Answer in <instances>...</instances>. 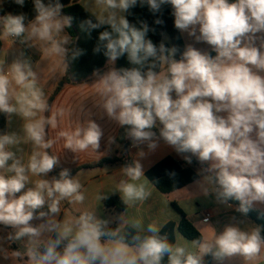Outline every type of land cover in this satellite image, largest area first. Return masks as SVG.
Returning <instances> with one entry per match:
<instances>
[{
    "label": "clouds",
    "instance_id": "9594fccd",
    "mask_svg": "<svg viewBox=\"0 0 264 264\" xmlns=\"http://www.w3.org/2000/svg\"><path fill=\"white\" fill-rule=\"evenodd\" d=\"M13 3L23 8L25 0ZM96 4L102 13L91 14L80 29L88 35L103 29L94 53L103 50L110 65L126 55L130 65L94 71L97 106L124 129V137L138 150L136 158L120 168L124 179L97 199L119 193L126 208L147 201L151 191L146 179L142 182L146 176L140 160L163 141L187 164L195 157L201 165L192 185L184 188L192 205L203 197L232 209L230 201H238L235 212L242 218L230 216L222 230L214 229L210 242L186 241L177 235L175 243L160 234L157 223L129 222L123 214L115 228L96 211L60 218L61 201L83 204L86 197L69 169L49 177L59 158L47 151L54 141L47 139L46 128L55 129L64 110L44 115L49 112L48 100L31 59L21 56L7 72L0 61V113L9 125L11 117L25 121L23 136L15 131L0 134V225L11 229L0 235V258H12L4 254L8 243L23 244L24 251L12 250V256L24 264H204L209 255L216 264H225L233 256L245 261L260 258L264 226L243 225L250 222L246 219L250 210L264 206V0H96ZM138 4L153 14L170 6L175 28L206 43L216 55L188 44L177 60L176 46L148 38L154 29L146 22L137 27L128 21L125 13ZM63 7L60 0H33L32 19L23 12L10 13L0 18V24L6 36L20 43L39 42L60 57L71 52L76 60L84 50L70 49L72 38L61 35L72 21L61 15ZM59 136L73 153L91 149L101 157L107 154L98 151L104 131L91 117ZM114 142L109 136V145ZM25 143L33 146L26 161L18 155ZM168 175L175 186L176 173ZM202 221L210 223L207 217ZM124 226L131 231H123Z\"/></svg>",
    "mask_w": 264,
    "mask_h": 264
},
{
    "label": "crops",
    "instance_id": "0c3cea01",
    "mask_svg": "<svg viewBox=\"0 0 264 264\" xmlns=\"http://www.w3.org/2000/svg\"><path fill=\"white\" fill-rule=\"evenodd\" d=\"M81 1L82 0H79V3L82 5ZM82 6L90 13H95L96 15L101 14L103 11L102 6L97 5L96 1L90 4V8L84 5ZM61 15L65 16L62 11ZM2 17L5 16L0 15V18ZM64 34L69 35L67 28L61 35ZM181 35L185 46L192 44L198 49L208 51L209 53L212 52L210 46L206 43L196 42L194 38L189 37L187 33L181 32ZM0 41L2 43V47L0 48V61H4L3 68L6 72L14 59L24 56L31 59L33 68L38 75L39 85L42 87L47 100L59 89V92L56 94L50 106L48 114H44L47 116L58 109L64 110L63 115L57 117V127L55 129L51 126L46 128L47 139L54 141L52 148L47 151L51 155H57L59 158V165L55 167L54 170H62L64 168L72 170L81 166L97 163L108 157H124L128 163L136 158L135 154L138 150L131 146V141L129 139H126L124 142L119 140L118 136L123 128L109 121L104 115L103 110L97 106L100 102V98L96 93L93 83L95 80L94 76L82 83L69 82L67 63L65 61L66 57L56 55L49 50L48 46H43L39 42H30L35 45L30 46L29 44L20 43L19 40H13L11 36H6L4 34L2 24H0ZM165 42L168 41L163 40V43ZM110 67L115 68V62L110 66H108L107 62L104 71H107ZM165 68L166 65L162 63L161 71ZM90 117L95 120L104 131V136L100 141L101 147L98 151L106 152L107 154L102 157L101 154L95 153L91 149L84 152L73 153L71 150L64 147V139L59 136L61 131H71L79 123ZM10 119L11 123L9 125L6 118V128L5 130L0 129V134L8 131H15L23 136V125L25 121L20 117H11ZM109 136L115 138V142L110 145L108 143ZM21 148L22 151L18 153V155L22 156L26 161L33 151V146L30 143H25L21 145ZM144 150L147 152L146 147H144ZM166 157H172L178 163L185 166H192L196 172L201 167L198 161L196 164L193 162L191 165L187 164L181 156L161 141L160 147L154 153H150L140 160L144 173L146 174L149 169ZM122 166L123 164L107 165L103 167L94 166L81 169L72 175L82 184V190L84 191L86 199L83 204H75L69 200L61 201L60 218H73L85 211H96L100 219L109 221L108 226L112 224L118 226L120 223L119 217L123 214L122 218L126 221L131 222L136 219H142L145 225L154 222L161 226L162 229L166 223L172 221L178 224L181 219L180 214L177 213L172 205L174 202L182 209L183 213L187 215L196 229L202 234L203 240L210 242L215 235L214 229L218 231L222 230L223 225L228 222L230 216L235 215L241 217L240 213L235 212L236 205H233L232 209H224L223 207H217L203 197L194 200L192 205L184 190L186 186L165 194L159 191L147 177L142 179V182L146 179L148 190L151 191V196L147 201L137 203L134 207H128L122 212H107L105 211L104 200L100 202L97 196L110 193L115 189V185L121 179H124L120 172ZM53 171L49 173V177L53 176ZM192 183L187 186H191ZM108 195L109 197L113 195L120 197L119 193ZM256 208L264 211V206H258ZM207 213L211 214L210 223H204L202 221ZM246 219L251 222L243 225L246 229L257 226L249 215H247ZM8 231H11V229H5L0 225V235H5ZM178 235L181 236L180 234ZM184 240L189 241L185 238ZM4 248V254L12 258L10 260H3V258H0V264H24L23 261L17 260L12 256V250H17L19 248L20 252L24 251L22 243H12L11 245L8 243L4 245ZM25 259H27V257H25ZM211 264H216V261L213 260ZM225 264H264V253L261 254L260 258L254 261H245L243 257L233 256L226 260Z\"/></svg>",
    "mask_w": 264,
    "mask_h": 264
},
{
    "label": "trees",
    "instance_id": "16d2710c",
    "mask_svg": "<svg viewBox=\"0 0 264 264\" xmlns=\"http://www.w3.org/2000/svg\"><path fill=\"white\" fill-rule=\"evenodd\" d=\"M61 4L64 5L62 12L65 16L72 17L71 27L67 28L69 36L72 38L73 43L70 44V49L79 48L84 50L83 55H81L76 60L71 57V52L66 56L67 70L69 75V82L82 83L89 80L94 71L98 70L101 73L104 72V67L108 62L107 57L103 54V50L99 53H94L93 49L97 45L99 32L103 29L93 30L90 35L80 29V24L82 21L91 18V14L87 11L80 3L79 0H60ZM23 12L27 15L28 19H32L35 15L33 9V0H25V5L23 8L18 7L13 0H0V15L7 16L8 14H18ZM126 18L131 24L139 27L140 21L146 22L151 29L148 33V38L154 43L159 44L163 42V36L167 35L168 42L164 44L171 48L176 46L178 52L176 54V59L180 58V54L185 48V43L182 38L180 30L176 29L174 26V17L171 14L170 6H163L161 11L153 14L150 12L147 6L141 7L139 4L134 8H131L127 13H125ZM160 19L161 24H155L154 21ZM2 43L0 41V48ZM215 56L216 53H209ZM130 67L127 57L122 56L115 61V68H127ZM162 64L160 65L161 70ZM59 92L57 89L48 99L49 109L50 106ZM48 114V112H47ZM6 128V118L4 114H0V129L5 130ZM119 140L121 142L126 141L124 137V129L121 130L119 134ZM128 163L124 157H108L100 160L97 163L81 166L70 170V174L74 175L77 171L81 169H86L94 166L103 167L107 165L125 164ZM193 163H197V160L193 158ZM61 170H54L52 175L58 176ZM175 172V186L173 185V180L169 178V172ZM146 177L151 181V183L158 188L162 193H170L177 189L187 186L192 183L196 171L192 166H185L178 163L172 157H166L155 166L146 172ZM232 205L238 206V201H230ZM173 207L176 209L177 213L180 214L181 219L178 224L175 222L166 223L161 229V235H166L170 242L175 243L178 234L183 236V238L191 241L193 239H203L202 234L196 229L193 223L189 220L187 215L183 213L182 209L173 202ZM105 211H116L122 212L126 209V206L121 202L120 197L113 195L108 199L104 200ZM249 217L254 221L256 225L264 226V211L254 207L248 213ZM110 228H115L117 225L112 224ZM123 231L130 232V228L127 226L123 227ZM130 238V237H129ZM213 262L212 257L206 256L204 259V264H211ZM166 264V261H165Z\"/></svg>",
    "mask_w": 264,
    "mask_h": 264
},
{
    "label": "rangeland",
    "instance_id": "374dc122",
    "mask_svg": "<svg viewBox=\"0 0 264 264\" xmlns=\"http://www.w3.org/2000/svg\"><path fill=\"white\" fill-rule=\"evenodd\" d=\"M94 1H96V0H82L81 3H82V5H84L85 7L90 8V4H91L92 2H94ZM167 37H168L167 35H164L162 38H163L164 41H168V38H167ZM111 65H113V64H111ZM108 66H110L109 63H108Z\"/></svg>",
    "mask_w": 264,
    "mask_h": 264
},
{
    "label": "built area",
    "instance_id": "2783aa9c",
    "mask_svg": "<svg viewBox=\"0 0 264 264\" xmlns=\"http://www.w3.org/2000/svg\"><path fill=\"white\" fill-rule=\"evenodd\" d=\"M13 40H18V38H16V37H11ZM205 217H207V218H209V220H210V218H211V214H209V213H207V214H205V216L203 217V219L205 218Z\"/></svg>",
    "mask_w": 264,
    "mask_h": 264
}]
</instances>
